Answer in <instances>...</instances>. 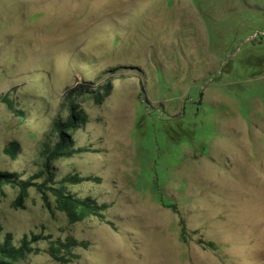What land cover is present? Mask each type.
<instances>
[{"label": "rangeland", "instance_id": "1", "mask_svg": "<svg viewBox=\"0 0 264 264\" xmlns=\"http://www.w3.org/2000/svg\"><path fill=\"white\" fill-rule=\"evenodd\" d=\"M105 82L100 105L72 97L84 151L53 164L58 180L87 178L73 191L105 218L71 225L34 189L15 208L7 187L0 241L87 242L70 264H264V0H0V171L39 173L69 92ZM35 246L13 264H60Z\"/></svg>", "mask_w": 264, "mask_h": 264}, {"label": "trees", "instance_id": "2", "mask_svg": "<svg viewBox=\"0 0 264 264\" xmlns=\"http://www.w3.org/2000/svg\"><path fill=\"white\" fill-rule=\"evenodd\" d=\"M202 1L209 0H196L197 4ZM212 1V0H211ZM173 3V2H172ZM252 18V16H248ZM251 27H257L256 23L249 24ZM253 38L251 40H256ZM250 41V40H248ZM232 62V70L234 64ZM229 65V64H228ZM227 67V65H226ZM229 67V66H228ZM231 70V71H232ZM216 81V80H215ZM111 82H105L103 86L97 88L96 92H88L84 85L76 86L67 95V103L70 109V116L67 122L57 120L53 125L54 132L57 135V142L54 146H46L40 153V167L41 171L27 179L22 178L18 173L1 172L0 171V196H6L5 189L10 187L17 192L13 206L23 207L25 202L29 199L30 190L34 189L41 197L43 207L50 214H54L56 211L63 213L68 223L71 225L82 222L89 218H105V212L109 208L106 203L98 204L92 197H80L73 191V187H76L83 182L87 181V178L73 173L68 174L57 179L53 164L59 161L60 158H68L78 152H83L84 149H74L73 140L68 134L71 130H74L78 123L84 124L86 121V115L80 104H77L75 99H72L74 94L81 96H89L100 105L103 103L104 98L111 91ZM95 94V95H94ZM2 101L8 105L10 109H14L13 101L8 99V95L2 98ZM16 114L22 118L24 114L21 111ZM17 144H12L7 152L14 158L17 154ZM160 201V199H159ZM167 207L175 208L172 202L163 203ZM3 229L0 225V234ZM196 233V232H195ZM181 241L188 242L190 234L187 228L184 226V222L181 223ZM42 241L47 243L46 253L60 264H70L74 259L78 258L75 254L77 248L86 249L87 242H78L74 238L66 240L56 239L52 240L51 236H45L40 234H25L16 245L14 243V237L11 233H7L2 241H0V264H13L17 261L23 260L31 254H39V248L34 245L41 243ZM198 244L203 248L210 250H217V246L211 241H204L202 238L198 240Z\"/></svg>", "mask_w": 264, "mask_h": 264}]
</instances>
